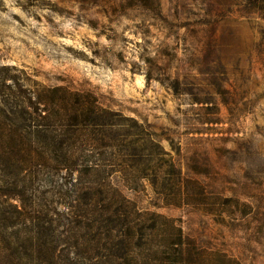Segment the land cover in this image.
<instances>
[{"label":"rangeland","instance_id":"rangeland-1","mask_svg":"<svg viewBox=\"0 0 264 264\" xmlns=\"http://www.w3.org/2000/svg\"><path fill=\"white\" fill-rule=\"evenodd\" d=\"M158 3L0 0V112L27 107V139L52 158L37 174L17 159L0 172L1 205L23 213L3 230L9 264L17 239L19 264H46L26 247L44 240L66 246L56 264H110L137 210L264 264V0ZM56 87L100 115L47 112L32 127ZM60 153L72 175L55 167ZM97 162L108 166L88 170ZM95 179L103 191L86 190Z\"/></svg>","mask_w":264,"mask_h":264},{"label":"trees","instance_id":"trees-1","mask_svg":"<svg viewBox=\"0 0 264 264\" xmlns=\"http://www.w3.org/2000/svg\"><path fill=\"white\" fill-rule=\"evenodd\" d=\"M124 3V5L129 4V6L135 8H147L152 11H156L159 4L158 0H124ZM50 92L51 93L49 94L51 96H49V103L41 108L39 106L35 108L37 111L35 110V115L32 116V120L36 121V123L32 125L34 128H43L47 123H43L39 117L45 119L48 115L51 113L53 114L54 112L58 114L62 122L71 121L72 119L74 120L82 115L86 116L83 117L85 120H95L97 115H100L97 111L95 112L92 107L88 108L85 106L83 100L81 98L78 99L79 96L75 97V102L71 103L72 100L68 96L63 95L65 93H62V90H59V88H51ZM51 98L54 100L58 98L62 101L56 107L54 101L51 105ZM9 104L11 103H6V105ZM97 108L99 111L100 107ZM73 111H75V114H73ZM47 112L49 114L44 116ZM29 114L27 107H25L20 113L12 111L11 114H8L4 110L0 112V172L7 163L15 159H17V161L13 164L24 161L29 164L30 173H32L34 169L35 174H37L35 166H43L44 164H49L51 162L52 158H50L47 152L44 150L38 151V146L36 145L35 140L33 141L31 138L27 139L29 133L25 129V126L30 122H28V119L31 118L30 116L28 117ZM17 123L18 128L16 129L8 127V125L11 126ZM102 124L111 125L113 123L104 118ZM28 126L31 127V125ZM55 158H57L54 161L56 168L61 171L63 169H66V171L70 170L68 173H71V175L75 172L76 169H71L68 165L67 156L65 154L60 153V155L55 156ZM106 166H108V164H100L97 162L91 163L87 168L92 172H100L101 168H105ZM95 180L96 181L88 182L86 190L93 193L103 191L104 186L107 185L106 182L97 179ZM10 189L12 190V188ZM5 195L6 192H4L3 187L0 186V199L2 200V197ZM1 202L4 203V199L0 201V229L2 230L0 231V254H4L5 250L11 248L12 242L3 238V230L15 229L19 223L18 220L23 216V213L18 211L15 206L11 208L12 210H7L1 205ZM115 213H118V211H115ZM137 213L138 214L134 217L133 222L126 217L123 218L121 227L123 228L126 226L129 234L127 236L124 233V228L123 230H119L121 231L119 235H117L119 250L116 251V254L111 252L103 254L107 259L106 262L111 264L113 260L111 261L110 258L116 257L119 259L120 264H123L125 260L127 264H241L237 257L225 249L219 248L214 244H205L203 241H200L195 237L186 236L182 228L174 224L171 220L163 218L162 222L161 215L143 213L139 210H137ZM102 216L103 215H99L94 221L100 223L103 222L104 217ZM13 217L17 219H13ZM146 219L148 222L145 221ZM130 221L131 223H129ZM15 232L17 233L18 230ZM46 233L48 234V231H46ZM106 233L109 237V230H107ZM14 244L15 248L10 264H19L21 257L16 250L18 239L17 241H14ZM96 244L91 243L90 245L96 247ZM59 245L60 243L58 242L44 240L36 243L29 241L26 247L29 250L31 249L32 251L37 252L35 258H40L46 264H56V258L61 256V253L66 247L64 246L58 252ZM21 246H23L22 243ZM105 249L107 251L109 250L106 244ZM25 254L30 256L29 261L33 260L32 253H27L25 251ZM128 254L133 255L130 258L133 260H127L126 255ZM107 257H109V259ZM0 264H9L6 260V256L0 255Z\"/></svg>","mask_w":264,"mask_h":264}]
</instances>
